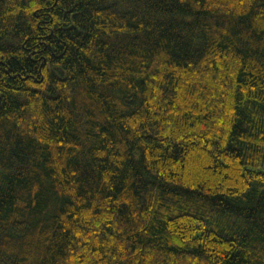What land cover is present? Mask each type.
Wrapping results in <instances>:
<instances>
[{"label":"trees","instance_id":"obj_1","mask_svg":"<svg viewBox=\"0 0 264 264\" xmlns=\"http://www.w3.org/2000/svg\"><path fill=\"white\" fill-rule=\"evenodd\" d=\"M0 264H264V0H0Z\"/></svg>","mask_w":264,"mask_h":264}]
</instances>
